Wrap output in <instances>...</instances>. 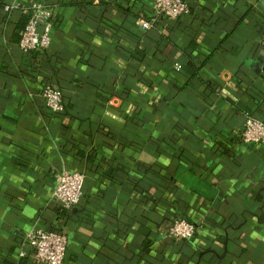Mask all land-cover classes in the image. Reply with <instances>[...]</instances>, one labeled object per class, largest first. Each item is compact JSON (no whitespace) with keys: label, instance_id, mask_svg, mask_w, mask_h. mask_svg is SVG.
<instances>
[{"label":"crops","instance_id":"0c3cea01","mask_svg":"<svg viewBox=\"0 0 264 264\" xmlns=\"http://www.w3.org/2000/svg\"><path fill=\"white\" fill-rule=\"evenodd\" d=\"M14 1L56 7L47 49L22 50ZM153 2L0 0V264H42L17 252L38 225L64 230V264H264V145L241 138L264 119V0H188L165 36L136 26ZM75 168L66 212L55 177ZM176 218L203 225L193 245Z\"/></svg>","mask_w":264,"mask_h":264},{"label":"built area","instance_id":"2783aa9c","mask_svg":"<svg viewBox=\"0 0 264 264\" xmlns=\"http://www.w3.org/2000/svg\"><path fill=\"white\" fill-rule=\"evenodd\" d=\"M22 8L30 14V18L22 32L20 47L30 54L47 49L52 42V33L57 20L56 7L43 2L25 7L21 1H14L5 6L4 10L10 13ZM190 14L188 0H154L152 14L138 16L136 26L144 31L158 28L162 33L167 34L173 22L184 19ZM40 93L52 113L56 115L64 113V94L59 87L45 83ZM241 138L246 143L264 145V119L250 115L242 129ZM87 178L88 174L83 169H63L56 174L53 196L66 209L79 206ZM202 227V224L188 219L176 218L168 227V235L176 240H191L200 234ZM28 247L31 252H28ZM67 249L68 238L62 228L50 229L38 225L24 233L17 252L20 258L31 255L42 264H64Z\"/></svg>","mask_w":264,"mask_h":264},{"label":"trees","instance_id":"16d2710c","mask_svg":"<svg viewBox=\"0 0 264 264\" xmlns=\"http://www.w3.org/2000/svg\"><path fill=\"white\" fill-rule=\"evenodd\" d=\"M47 4V3H46ZM49 5V4H48ZM5 7V6H4ZM191 9V8H190ZM29 18H30V14H29V16H27V18L24 20V22H23V24H22V27H24V29H25V27H26V25H27V23H28V21H29ZM155 29V28H154ZM173 30V27H171V30L169 31V34H170V32ZM164 36L165 35H169L168 33L167 34H165V33H162ZM19 45H20V41H19ZM48 84H52V85H54V83L51 81V80H48V81H46ZM55 86V85H54ZM57 87H59V86H57ZM60 88V87H59ZM61 90H62V92H63V94H64V104H65V110L66 109H68L67 107V104H66V98H65V91L62 89V88H60ZM184 153L183 152H181V154L180 155H183ZM77 207L78 206H76V207H74V208H72V209H66L65 211L67 212V211H73V210H75V209H77ZM200 235L198 234L197 235V237H199ZM196 237V238H197ZM23 238V236L22 237H18V244L20 245V241H21V239ZM196 238L195 239H191V240H180L181 242H187L188 244H194V242H195V240H196ZM18 245V246H19ZM18 246H17V248H18ZM146 248H149V244L146 246ZM22 259V258H21Z\"/></svg>","mask_w":264,"mask_h":264}]
</instances>
